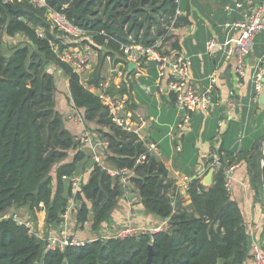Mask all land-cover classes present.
Instances as JSON below:
<instances>
[{"label":"trees","instance_id":"1","mask_svg":"<svg viewBox=\"0 0 264 264\" xmlns=\"http://www.w3.org/2000/svg\"><path fill=\"white\" fill-rule=\"evenodd\" d=\"M190 2L196 3L183 0L185 16L177 17L175 0H47V8L26 1L0 0V264H147L150 247V264H247L251 247L246 219L226 188L224 172L234 164L247 166L255 194L263 195L264 111L259 113L260 105L247 100L240 109V120L231 121L226 129L220 127L219 109L213 120L206 121L204 114L189 112L194 121L191 131L180 137L181 162L177 167L181 174L190 179L196 175L189 166L197 165L196 144L203 124L202 138L217 139L206 158L203 175L210 172L213 154L219 157L222 167L214 172L210 186H204L202 178L189 183L190 203L186 204L165 162L151 154L137 134L113 122L98 96L82 84L51 47V43L63 46L59 32L48 20L49 12H57L81 29L85 42L99 51V64L89 82L99 87L104 81L106 58L111 57L115 64L124 62L122 49L131 43L130 36L145 46L164 38L179 51L169 29L174 20L176 30L191 25ZM18 35L25 38L26 44L4 53L5 38ZM252 55L264 56V33L256 37ZM56 72L68 78L71 101L83 111L86 130L95 142L107 144L99 148L102 166L92 165L90 176L77 193L69 179L79 174L86 154L80 151L79 140L65 128L57 110ZM129 75L115 92L126 95L139 87L137 81H129ZM156 79L152 65L149 77L140 81L154 87ZM170 99L174 105V94L170 93ZM169 142L165 138L159 150L166 151ZM174 145L178 146V141ZM71 152L74 156L67 162ZM143 156L146 160L141 161ZM107 167L132 170L128 186L111 176L104 169ZM129 187L138 193L146 213L168 221L166 230L124 240L98 235L82 246L47 251L46 243L20 226L11 211L45 210L48 225L60 228L75 199L79 204L75 210L77 223L84 226L91 222L96 232L110 220Z\"/></svg>","mask_w":264,"mask_h":264},{"label":"built area","instance_id":"2","mask_svg":"<svg viewBox=\"0 0 264 264\" xmlns=\"http://www.w3.org/2000/svg\"><path fill=\"white\" fill-rule=\"evenodd\" d=\"M19 1H26L38 8L48 7L47 0ZM175 2L178 5L177 17L185 16L184 11L181 9L183 0H175ZM225 9L230 17L224 25L227 35L226 40L219 42L215 38L210 39L206 44V53L210 56L220 53L224 60L234 59L236 75L240 81L247 76L248 60L253 53L255 39L258 35L264 33V0H236L234 7L228 6ZM235 13H239L242 18L233 19L232 16ZM48 20L53 29L60 34L58 38L61 40L63 46L51 43L52 50L59 60L67 64L80 77L82 84L98 96L103 105L107 107L113 122L124 130L137 134L151 154H159L160 150L159 143L148 140V136L142 134L145 123H147V118L143 114L131 110V97L129 94L121 95L115 92V89L119 90L120 88L115 85L113 76L125 81L127 74H130L129 79L133 78L132 81H137L138 86L149 96L165 92L174 94L179 119L175 127L170 129L168 138L175 142L180 138L176 133V129L184 131L192 121V117L189 114L190 111L194 114L205 115L214 113L218 109L219 103L216 98L217 72L215 71L210 76L206 89L199 92L192 78L191 58L181 51L173 49L170 42L164 38H159L153 45L145 46L135 42L133 37L130 36L129 40L131 43L122 49L124 62L115 64L111 57H107L106 60L113 63L109 75L103 77L104 81L99 87L90 85V77L94 72L92 57L95 54L98 56L99 51L95 50L90 43L85 42V33L78 27H75L63 14L49 12ZM175 22L176 20L173 21L169 29L172 33L177 31L173 28ZM130 65L135 66V68L129 70ZM152 65H154L157 73L154 87L145 85L140 81L142 78L149 77ZM52 70L53 68H50V71ZM251 84L253 93L249 99L250 104H259L260 97L264 95V56L259 58L253 66ZM228 106L232 109L238 107L235 102H229ZM74 114L84 124L83 111L75 108ZM220 127H223L222 123ZM82 140L85 144L89 145L94 163L102 166L103 155L99 152V148L107 144L95 142L91 133L87 130L83 132ZM176 151H181L180 145L176 146ZM211 156L214 161L209 164L208 170L216 172L221 169L222 164L216 154ZM144 160H146L145 156L142 157L141 161ZM238 166V164H234L224 172L226 188L229 193L232 191V174ZM104 169L111 176L119 177L121 184L124 186H128L127 178L134 175V172L129 169ZM85 175H75L71 178L74 192L80 191L82 185L87 180L85 179ZM181 180L184 183V188L189 190L191 179L181 176ZM78 206L79 204L73 199L69 209L72 210ZM66 214L63 216V220ZM16 219L20 226L26 227L30 235H35L46 243L47 251H64L68 246H82L86 243L72 237L64 223L61 224L56 234H49L43 231L38 232L32 220L21 219L17 215ZM167 228L168 221H165L163 226L154 229L127 226L112 233V236L105 237V239L124 240L145 233L164 231ZM256 229H259V226H256ZM251 255L253 264H264V240L259 236L253 235Z\"/></svg>","mask_w":264,"mask_h":264},{"label":"crops","instance_id":"3","mask_svg":"<svg viewBox=\"0 0 264 264\" xmlns=\"http://www.w3.org/2000/svg\"><path fill=\"white\" fill-rule=\"evenodd\" d=\"M235 1L236 0H194V2H196L195 4L190 2L189 19L191 25L182 27L175 33H172V43L178 45L180 48L179 51L191 58L192 78L199 92L206 89L210 76H212L215 71L217 72L216 98L219 103L218 109L221 110V120L219 121V124L222 123L224 129L228 128L231 121L240 120V109L243 107L244 103L250 99L253 93L251 73L253 66L259 59L255 55L250 56L248 60L249 66L247 76L239 81L235 71L234 59L224 60L220 53H217L214 56H210L206 53V44L210 39L215 38L219 42H224L226 40L227 35L224 25L230 17L225 8L228 6L234 7ZM232 18L240 19L242 16L239 13H235ZM5 39L14 40L15 38ZM92 59H98V56L95 54ZM104 65H106V68L108 69L102 68V77L109 75L113 63L109 60H105ZM55 76L58 91L56 94L57 110L63 116L65 128L79 140L80 151L86 154V159L80 166L84 165L89 158V165L82 169L77 175L86 174L85 179H88L94 161L89 145L85 144L82 140V134L86 130L85 124L81 123L73 112L74 106L71 101L68 78L63 72H56ZM113 80L115 85L120 89L124 85V81L118 77L113 76ZM132 80L133 78L129 79V81ZM59 81L61 83L63 82V86H61L62 90L66 89L67 91V98L69 100L67 103L65 101L66 92L60 90L58 85ZM129 96L131 97V110L139 112L147 118V123H145L142 134L147 135L148 140L150 141L152 139L158 140L161 137L157 142L159 143V148L161 150L165 138H168L170 129L175 127L179 119L176 106L171 103L170 93L165 92L163 94L149 96L140 87H135L130 91ZM229 102H235L238 107L235 109L230 108L228 106ZM262 111H264V107H262ZM214 113L205 114V121L207 119L213 120ZM193 121L194 119H192V122L187 125L186 130L184 131H178V129H176L178 136L181 137L182 135H187L191 131V123H193ZM204 129L205 125L203 124L200 129V138L197 140L196 144V149L198 150L197 165L194 168L189 166L190 170L194 171L196 174L204 172V169L206 168V158H208L212 147L217 145V139L210 141L202 138ZM174 142V140L170 139L169 148H167L166 151L164 150V152L160 151L159 154H155V156L165 162L169 171V177L174 180L175 185L180 191V196L184 199L185 203L189 204L190 196L188 190L184 188V183L181 180V176L183 175L177 167L180 165L181 161ZM178 143L182 147L180 138L178 139ZM164 153L168 155V157H165ZM73 156L74 152H71L67 162L71 161ZM107 168L111 169V167ZM203 174L198 178L205 179L206 177ZM52 176L54 177L55 192L57 186L55 172ZM232 177L233 184L231 198L242 208L245 215V225L249 233L251 247L253 235L264 238V192L263 195L260 196L255 194L247 166L239 165L233 172ZM69 183L71 185V178L69 179ZM11 211L21 219L32 220L34 227L38 232L43 231L49 234H56L60 229L48 225L47 213L45 210L33 213L27 208H14ZM165 221L167 220H162L155 215L146 213L138 193L134 188L129 187L119 200V204L111 215L110 220L103 224L98 231V235L104 237L107 232L114 233L127 226L154 229L163 226ZM63 223L68 228L70 235L77 240L91 242L96 238L91 222L84 226L77 223L76 212L74 209H69ZM77 226L79 232L74 233V228ZM256 226H259V229H256ZM247 264H253L252 255H250Z\"/></svg>","mask_w":264,"mask_h":264},{"label":"rangeland","instance_id":"4","mask_svg":"<svg viewBox=\"0 0 264 264\" xmlns=\"http://www.w3.org/2000/svg\"><path fill=\"white\" fill-rule=\"evenodd\" d=\"M17 37V38H16ZM15 37V39L14 40H7V39H5V41H4V47H3V51H4V53H6V54H8V53H10L11 52V50L13 49V48H15V47H17V46H23V45H25L26 44V40H25V38L23 37V36H21V35H18V36H16ZM99 54V53H98ZM101 57V55L99 54L98 55V59H95V60H93L94 61V71L96 70V68H97V66H98V64H99V58ZM103 68H105V69H108V68H106V65H103ZM53 70L55 71V68H53ZM52 70V72H54ZM57 81H58V79H57ZM58 85H59V87H60V90H62V87L61 86H63V82L61 83L60 81H59V83H58ZM63 92H66V96H65V101H66V103L69 101L68 100V98H67V91H66V89L64 90H62ZM58 92V91H57ZM57 97V96H56ZM73 107V106H72ZM74 107H73V112H74ZM74 115V114H73ZM92 135V134H91ZM92 137H93V139L95 138L93 135H92ZM262 150H263V152H264V141H263V143H262ZM88 161V160H87ZM89 165V161L87 162V164H85V165H82V166H80L81 167V170L82 169H84V168H86L87 166ZM54 172H55V169L53 170V172H52V174H54ZM71 204H72V202H71ZM77 208V207H76ZM76 208H74V210H76ZM110 230H112V229H110ZM79 232V228H78V226L76 227V228H74V233H78ZM108 236H112V233H109V232H107V233H105V236L104 237H101V238H105V237H108ZM263 239V238H262ZM264 240V239H263Z\"/></svg>","mask_w":264,"mask_h":264},{"label":"water","instance_id":"5","mask_svg":"<svg viewBox=\"0 0 264 264\" xmlns=\"http://www.w3.org/2000/svg\"><path fill=\"white\" fill-rule=\"evenodd\" d=\"M9 6H10V5H9ZM133 68H134L133 65H130V66H129V70H130V69H133ZM259 105H260V107H261V110L259 111V113H261V112H262V107H264V95L260 97V99H259ZM263 165H264V162H263ZM205 170H206V169H204V172H205ZM204 172H201V173H199V174H196V175L191 179V181H192V180H196V179H197L198 177H200ZM213 174H214V171H210V172L208 173V175L206 176V178H205L204 181H203V185H204V186H210V185L212 184ZM0 217H3V215L1 214ZM98 234H99V232L96 231V232H95V237H97ZM152 256H153V250H152V248L150 247V253H149V258H148L147 264H150V263H151V261H152Z\"/></svg>","mask_w":264,"mask_h":264}]
</instances>
